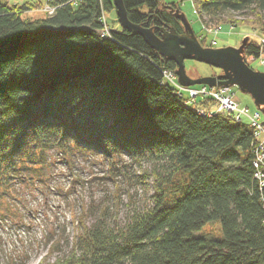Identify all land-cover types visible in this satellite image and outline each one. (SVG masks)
Listing matches in <instances>:
<instances>
[{
  "label": "trees",
  "instance_id": "obj_1",
  "mask_svg": "<svg viewBox=\"0 0 264 264\" xmlns=\"http://www.w3.org/2000/svg\"><path fill=\"white\" fill-rule=\"evenodd\" d=\"M123 1L130 21L158 36L162 27L184 31L175 3ZM192 2L204 23L202 16L224 23L225 15L247 14L264 32V0ZM55 3L53 16L30 20L22 13L34 3L0 1V220L11 214L17 182L42 179L52 150L100 155L125 177L122 167L147 162L137 178L152 179L148 203L124 224L107 205L90 226L78 219L70 252L41 264H264L252 129L228 113L202 116L187 107L162 83V69L176 70L175 63L140 35H101L112 0ZM262 53L264 45L252 41L244 60ZM123 155L130 164L117 166ZM211 223L220 236L200 233Z\"/></svg>",
  "mask_w": 264,
  "mask_h": 264
},
{
  "label": "rangeland",
  "instance_id": "obj_2",
  "mask_svg": "<svg viewBox=\"0 0 264 264\" xmlns=\"http://www.w3.org/2000/svg\"><path fill=\"white\" fill-rule=\"evenodd\" d=\"M0 1L11 7L34 3V7L23 11L24 19L34 20L51 16L45 7L47 0ZM162 1L165 4L177 5L176 9L184 13L204 47L238 48L244 39L248 40L247 44L255 41L264 45L263 29L260 25L252 23L254 16L235 13L224 16L225 21L226 18H232L237 21L235 23L212 22L202 16L206 19L204 23L192 0ZM102 24L104 30L109 33L122 29L116 9L104 12ZM246 62L253 69L264 71L259 58L248 55ZM185 68L192 78L219 74L217 71L221 70L194 60H186ZM229 87L241 106L248 107L250 112L258 109L250 94L242 92L236 85ZM121 164H130L127 156L123 155L119 159L117 166ZM148 169L150 166L147 162L141 163V167L136 164L122 167L127 176L125 177L118 171L110 172L109 163L100 155L70 156L59 154L56 150L50 151L48 163L41 171L42 179L37 176L40 174L38 173L33 175L31 181L17 182L16 190L12 194L13 199L9 198V204H12L11 214L5 221L0 220V264H41L43 259L50 261L55 257L67 255L78 232V219L83 218L88 226L92 225L102 214L104 205L108 206V212L116 217L115 220L119 224H124L134 208L149 202L152 179L147 177L146 185L140 183L137 178V175H142ZM111 215L108 221L113 222L114 217ZM200 233L213 237L221 235L217 223L204 226Z\"/></svg>",
  "mask_w": 264,
  "mask_h": 264
},
{
  "label": "water",
  "instance_id": "obj_3",
  "mask_svg": "<svg viewBox=\"0 0 264 264\" xmlns=\"http://www.w3.org/2000/svg\"><path fill=\"white\" fill-rule=\"evenodd\" d=\"M112 3L123 30L140 35L165 61L175 63L176 75L181 85L204 84L211 87L236 85L242 92L251 95L256 107L264 114V71L253 69L244 60L247 39H244L238 48L204 47L197 39L190 22L179 9L174 11V15L183 23L184 31L179 33L174 27H168V29L162 27V34L158 36L153 28L130 21L123 0H112ZM186 60L205 63L221 69L223 73L192 78L186 72Z\"/></svg>",
  "mask_w": 264,
  "mask_h": 264
},
{
  "label": "built area",
  "instance_id": "obj_4",
  "mask_svg": "<svg viewBox=\"0 0 264 264\" xmlns=\"http://www.w3.org/2000/svg\"><path fill=\"white\" fill-rule=\"evenodd\" d=\"M46 8L48 15H54L55 10L60 5H54L55 0H47ZM46 9V10H47ZM102 16L100 21L102 23ZM104 26V24H103ZM99 33L111 37L109 31L100 29ZM260 44V43H259ZM262 45V44H260ZM263 46V45H262ZM260 64L264 66V54L259 57ZM256 58V59H258ZM162 83H169L175 88V93L181 96L187 107L195 109L196 113L202 116H213L217 113H228L235 122H245L253 131L254 140L252 141L254 177L258 182L261 193V201L264 204V120L262 121L263 112L258 108L250 112L248 107L241 106L236 101L235 94L229 86H208L193 85L183 86L179 83L176 70L162 69Z\"/></svg>",
  "mask_w": 264,
  "mask_h": 264
},
{
  "label": "flooded vegetation",
  "instance_id": "obj_5",
  "mask_svg": "<svg viewBox=\"0 0 264 264\" xmlns=\"http://www.w3.org/2000/svg\"><path fill=\"white\" fill-rule=\"evenodd\" d=\"M217 73H219V74H220V73H222V72H221V70H219V71H217ZM215 75H216V74H215Z\"/></svg>",
  "mask_w": 264,
  "mask_h": 264
},
{
  "label": "bare ground",
  "instance_id": "obj_6",
  "mask_svg": "<svg viewBox=\"0 0 264 264\" xmlns=\"http://www.w3.org/2000/svg\"><path fill=\"white\" fill-rule=\"evenodd\" d=\"M207 25V24H206Z\"/></svg>",
  "mask_w": 264,
  "mask_h": 264
}]
</instances>
